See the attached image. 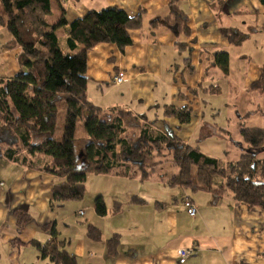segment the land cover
<instances>
[{"label":"crops","instance_id":"0c3cea01","mask_svg":"<svg viewBox=\"0 0 264 264\" xmlns=\"http://www.w3.org/2000/svg\"><path fill=\"white\" fill-rule=\"evenodd\" d=\"M172 1L187 15L189 35L177 26ZM107 6H117L131 17L140 16L141 25L130 28L133 43L123 52L113 43H100L88 51L87 93L96 105L105 110L124 108L145 120H155L153 128L158 131L168 125L191 145L213 135H232L228 127L205 123L204 109L209 101L203 99V94L217 95L225 90L234 101L235 92H243L235 102L244 111L226 112L228 122L232 117L247 116L253 99L260 100V110L263 96L255 91L260 95L252 97L251 89L260 79L264 63V6L260 0H55L54 20L48 19L54 23L64 16L72 22ZM231 28L247 34L243 42L249 47H244L243 42L230 43ZM57 34L66 50V29H58ZM12 42V34L0 24V79L12 77L20 70V48ZM220 50L230 54L228 76L212 64ZM120 71L125 73V79L114 83L113 78ZM207 87L216 92L206 90ZM191 88L198 91L194 111L190 122L181 123L176 116L167 114V107H183ZM220 114L221 111L214 113L213 118ZM85 144L77 142L78 152ZM231 148L227 145L225 150ZM97 175L109 176L110 180L123 176ZM122 178L160 182L154 178ZM63 180L64 177L28 163L0 156V264H54L41 251L52 236V228L58 231L64 249L74 255L75 264H264V208L240 203L233 194H190L198 208V214L192 217L182 207H170L166 200L139 196L137 189L128 199H105L104 191L98 197L103 198L107 212L100 215L96 210L98 197L73 200L79 201L76 208L68 204L71 200L54 201L52 188ZM99 181L103 183L105 179ZM201 192L203 197L198 199ZM108 193L113 198V190ZM136 196L144 201H136ZM173 201L180 204L177 198ZM80 210L85 214L78 215ZM91 228L99 234L94 230L91 236ZM114 236L119 244L116 253L110 254L108 240ZM183 247H194V253L180 263L178 250Z\"/></svg>","mask_w":264,"mask_h":264},{"label":"trees","instance_id":"16d2710c","mask_svg":"<svg viewBox=\"0 0 264 264\" xmlns=\"http://www.w3.org/2000/svg\"><path fill=\"white\" fill-rule=\"evenodd\" d=\"M260 1L264 6V0ZM171 10L177 26L189 35L187 15L173 1ZM51 12V0H0V24L12 34V44L20 48L19 72L0 79L1 157L64 177L52 188V197L59 203L84 197L88 173H116L141 180L154 178L192 193L213 191L221 196L230 190L238 202L264 208V159L258 157L264 150V128H242L244 153L229 161L186 143L168 125L158 131L153 128L155 120H145L124 108L103 109L88 97V51L100 43H113L123 52L132 45L129 30L141 25V17L107 6L72 22L62 16L52 23L48 19ZM60 28L68 34L66 50L58 38ZM246 37L235 28L228 33L234 45H240ZM212 64L228 76L229 52L217 51ZM261 68L262 75L251 89L262 94L260 110L264 114V63ZM206 90L216 92L213 87ZM189 92L183 107H167V114L181 123L190 122L197 100L198 91L191 88ZM62 105L65 117L58 140ZM79 120L88 135L80 151L82 156L77 147ZM164 164L176 169L169 178L162 176ZM187 197L193 201L191 195ZM96 210L100 215L107 212L102 197L96 200ZM94 230L99 234L91 228V236ZM51 234L48 243L41 246L43 255L54 264H75L74 255L64 249L56 228ZM118 244L117 236L108 240V252L115 254Z\"/></svg>","mask_w":264,"mask_h":264},{"label":"rangeland","instance_id":"374dc122","mask_svg":"<svg viewBox=\"0 0 264 264\" xmlns=\"http://www.w3.org/2000/svg\"><path fill=\"white\" fill-rule=\"evenodd\" d=\"M55 3V0H52V8ZM55 13L52 12V14L49 16L50 20H54ZM244 31H249L247 29H244ZM63 34H61L62 36ZM61 43H63L61 41ZM244 47H249L247 42H243ZM256 90H254L252 97L254 96L256 98V93L259 96L260 94L258 92L255 93ZM240 95H243V92L237 90L234 94V97H239ZM232 100V95L227 93L225 90L221 94H203V99H206L209 101L208 106L204 109L205 110V123L207 124H214L216 123L221 128L228 127L232 131V135H224L220 134V136L213 135L211 137H206L199 139L198 143L193 142L192 145H198L201 148H203L207 153L212 154V156L223 159V160H236L239 158V156L244 153V147L240 145V143L243 141L241 140L239 136V130L241 128H252V127H259L264 128V114L261 110L257 108V105L260 102L256 98V100L253 99L249 109V114L247 116H244L243 118H236L232 117L230 118V121L228 122L226 120V112H234L238 110V112H243L244 109H242L241 106L237 105ZM218 111H221L220 115H216L215 119L213 118V114L217 113ZM64 117H65V106H60L59 111V124H58V130L56 133V137L58 140H61L62 138V129H63V123H64ZM88 138V135L86 131L83 128V122L82 120L78 121V141L85 144L86 140ZM230 145L232 148L231 150H225L226 146ZM223 148V149H222ZM260 159H264V150L259 153L258 156ZM176 169L174 167H171L170 164H164V167L161 171L162 176L165 178H169L173 172H175ZM116 179L110 180L109 176L108 178H105L104 176L97 175L94 173H88L87 175V181H86V192L84 195V201H90V199H96L98 196H101V194L106 191V198L105 199H128L129 196L132 194H137L139 196H142L146 199H161L166 200L169 202L170 207H182L185 212H187V208L185 206V198L188 195H194L189 190H186L184 188H181L179 186L177 187H171L169 184H167L165 181H156V180H146L144 182H136L133 181V178L124 179L121 176ZM98 179H105V182H98ZM2 182V181H0ZM99 188V189H95ZM95 189V190H94ZM114 192L113 198L112 193H108L109 191ZM203 192L198 195V199H202ZM228 195H232V192L230 190L227 191ZM179 199L180 204H175L173 199ZM196 198V197H195ZM82 201V200H81ZM76 202V203H75ZM79 201H73L69 202L68 204H73V206L76 208ZM67 204V205H68ZM184 204V205H183ZM82 205V204H80ZM67 207V206H66ZM65 207V208H66ZM67 211L68 208H67ZM70 212V211H69ZM68 212V213H69ZM188 213V212H187ZM72 214V213H71ZM74 215V214H72Z\"/></svg>","mask_w":264,"mask_h":264},{"label":"built area","instance_id":"2783aa9c","mask_svg":"<svg viewBox=\"0 0 264 264\" xmlns=\"http://www.w3.org/2000/svg\"><path fill=\"white\" fill-rule=\"evenodd\" d=\"M125 79V73L120 71L117 73L114 78L113 82L120 84L124 81ZM2 186V182H0V187ZM185 206L187 208V212L190 216L195 217L198 214V209L194 202L189 199L188 197L185 199ZM85 211L80 210L78 211V215L82 216L84 215ZM194 253V247H183L178 250V258L180 263H185L189 257H191Z\"/></svg>","mask_w":264,"mask_h":264},{"label":"water","instance_id":"95a60500","mask_svg":"<svg viewBox=\"0 0 264 264\" xmlns=\"http://www.w3.org/2000/svg\"><path fill=\"white\" fill-rule=\"evenodd\" d=\"M83 152H80L79 156H82Z\"/></svg>","mask_w":264,"mask_h":264},{"label":"bare ground","instance_id":"6f19581e","mask_svg":"<svg viewBox=\"0 0 264 264\" xmlns=\"http://www.w3.org/2000/svg\"><path fill=\"white\" fill-rule=\"evenodd\" d=\"M2 185H3V182H2ZM1 187H2V186H1ZM1 187H0V188H1Z\"/></svg>","mask_w":264,"mask_h":264}]
</instances>
